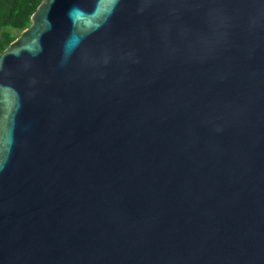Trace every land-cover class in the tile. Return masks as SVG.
<instances>
[{"label": "water", "instance_id": "95a60500", "mask_svg": "<svg viewBox=\"0 0 264 264\" xmlns=\"http://www.w3.org/2000/svg\"><path fill=\"white\" fill-rule=\"evenodd\" d=\"M0 264H264V0H42L0 52Z\"/></svg>", "mask_w": 264, "mask_h": 264}, {"label": "trees", "instance_id": "16d2710c", "mask_svg": "<svg viewBox=\"0 0 264 264\" xmlns=\"http://www.w3.org/2000/svg\"><path fill=\"white\" fill-rule=\"evenodd\" d=\"M42 0H0V52L30 24Z\"/></svg>", "mask_w": 264, "mask_h": 264}]
</instances>
